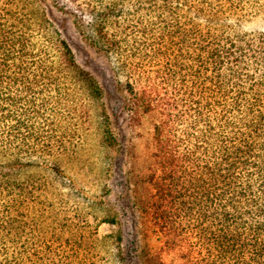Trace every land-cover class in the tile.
Returning a JSON list of instances; mask_svg holds the SVG:
<instances>
[{"label": "trees", "instance_id": "trees-1", "mask_svg": "<svg viewBox=\"0 0 264 264\" xmlns=\"http://www.w3.org/2000/svg\"><path fill=\"white\" fill-rule=\"evenodd\" d=\"M49 7L125 94V178L158 241L142 264H264V0H0V264H79L76 232L46 222L49 194L96 102L117 142Z\"/></svg>", "mask_w": 264, "mask_h": 264}, {"label": "rangeland", "instance_id": "rangeland-1", "mask_svg": "<svg viewBox=\"0 0 264 264\" xmlns=\"http://www.w3.org/2000/svg\"><path fill=\"white\" fill-rule=\"evenodd\" d=\"M47 14L71 45L79 64L102 86V103L117 142L111 146L103 143L102 112L96 102L76 154L61 160L66 180L57 186L56 193L49 194L55 212L46 213V222L56 226L63 238L76 232L74 236L83 243L79 264H142L141 248L147 245L155 249L158 241L151 229L140 226L125 178L133 138L125 94L117 86L108 61L82 38L73 19L52 7L47 8ZM143 146L144 141L139 153Z\"/></svg>", "mask_w": 264, "mask_h": 264}]
</instances>
